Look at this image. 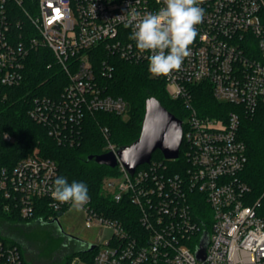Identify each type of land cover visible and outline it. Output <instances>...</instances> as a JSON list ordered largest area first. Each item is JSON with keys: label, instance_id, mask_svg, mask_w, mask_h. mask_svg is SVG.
I'll use <instances>...</instances> for the list:
<instances>
[{"label": "built area", "instance_id": "built-area-1", "mask_svg": "<svg viewBox=\"0 0 264 264\" xmlns=\"http://www.w3.org/2000/svg\"><path fill=\"white\" fill-rule=\"evenodd\" d=\"M200 6L205 15L191 55L170 76L156 77L148 71L151 53L129 39L133 29L124 27V17L131 8L155 13L163 0H0V87H21L31 54L40 49L53 58L47 69L56 65L67 78L61 93L33 96L28 111L58 144H75L88 115L129 113V104L108 92L117 60L144 66L185 111L182 157L167 160L178 162L179 171L153 161L131 173L118 159V175L104 179L101 195L129 209L113 217L90 199L80 210L86 228L109 235L94 245L93 264H264L263 205L261 199L248 203L251 189L242 173L249 157L239 114L202 115L193 97L194 88L207 86L218 102L249 115L264 105V0H203ZM102 132L107 152L117 156L108 129ZM0 141L16 138L4 131ZM57 177V163L39 149L2 168L5 212L26 220L44 209L58 213L47 222L68 213L71 205L51 195ZM205 234L209 244L200 260ZM0 264L28 263L17 246L0 240Z\"/></svg>", "mask_w": 264, "mask_h": 264}, {"label": "trees", "instance_id": "trees-1", "mask_svg": "<svg viewBox=\"0 0 264 264\" xmlns=\"http://www.w3.org/2000/svg\"><path fill=\"white\" fill-rule=\"evenodd\" d=\"M29 62L28 77L21 87L15 89L0 87V132H10L16 138L14 143L0 141V170L4 167L13 168L19 160L39 149L41 156L57 163L59 177L66 178L69 183L77 181L87 185L90 199L97 208L104 206L107 211L113 210L114 213L111 214L113 217L121 215L122 211L129 207L124 208L106 202L101 195L104 179L107 176L118 175V169L101 166L95 160H89L90 156L95 157L107 152V140L102 132L103 128L108 129L109 141L118 150L132 145L139 139L148 99L156 98L164 108L180 120L185 117L182 103L172 100L165 92L164 83L151 78L144 66L117 60L114 76L108 82V92L129 104V119L124 121L120 116L104 112L88 115L83 121L82 133L78 141L73 145H60L49 136L46 128L30 119L28 111L33 96L61 93L67 84V78L56 65L53 69H47L49 63H53L49 50L40 49L33 52ZM193 97L195 107L202 115L227 119L231 113L239 114V135L247 145L249 157L242 179L251 189L248 203L261 199L263 205L261 214L264 215V105L259 106L254 115H249L238 106L218 102L211 88L207 86L194 88ZM182 153L183 146L180 147V158ZM153 161L166 162L171 171H179V163L167 161L160 151L152 155L150 162ZM4 205L5 200L0 193V223L4 224L0 228V240L17 246L28 264H36L34 259L32 262L27 260V246L33 242L23 232L29 231L32 225H27L35 221L46 223L51 215L56 219L58 213L53 214L44 209L35 218L26 220L16 213L5 212ZM48 222L54 223L56 220ZM8 224L15 226L7 229L5 227ZM19 232L23 235L21 236ZM96 251L89 248L76 250L70 253L65 264H71L74 260L93 264ZM40 263L56 264V261L51 257H44Z\"/></svg>", "mask_w": 264, "mask_h": 264}, {"label": "clouds", "instance_id": "clouds-1", "mask_svg": "<svg viewBox=\"0 0 264 264\" xmlns=\"http://www.w3.org/2000/svg\"><path fill=\"white\" fill-rule=\"evenodd\" d=\"M203 0H163L164 7L157 12H141L135 8L127 11L124 27L133 29L130 40L140 52L148 56V71L156 77H168L182 67L185 58L191 55L205 10ZM54 200L68 203L80 211L90 201L88 187L83 182L69 183L57 177L51 192Z\"/></svg>", "mask_w": 264, "mask_h": 264}, {"label": "water", "instance_id": "water-1", "mask_svg": "<svg viewBox=\"0 0 264 264\" xmlns=\"http://www.w3.org/2000/svg\"><path fill=\"white\" fill-rule=\"evenodd\" d=\"M182 140V120L171 114L156 98H150L146 101L142 132L139 139L130 146L118 149V157L113 152H106L99 156H90L89 160H95L97 164L112 169L118 166L120 160L133 173L137 167L150 163L152 155L157 151H160L166 160L177 159ZM208 244V235L205 234L196 252L198 259L205 260ZM94 247V245L85 244L78 251L85 248L93 250Z\"/></svg>", "mask_w": 264, "mask_h": 264}, {"label": "rangeland", "instance_id": "rangeland-1", "mask_svg": "<svg viewBox=\"0 0 264 264\" xmlns=\"http://www.w3.org/2000/svg\"><path fill=\"white\" fill-rule=\"evenodd\" d=\"M165 92L169 96L166 87ZM122 119L127 121L129 113ZM120 179L118 176L115 178L117 181ZM2 225L4 224L0 223V228L3 227ZM30 225H32V228L29 231L23 232L33 242H30L27 246L29 256H27V260L32 262L34 259V261L36 260V264H39L40 260L43 261L44 257H51V259L56 261V264H65L67 258L71 255L70 253L81 249L82 245H97L109 236L106 231L86 228L81 211L74 209L58 217L57 222L41 223L35 221L27 226ZM14 226L8 224L5 228L8 229ZM19 234L23 235L22 232H19ZM47 260L51 262L50 259ZM71 264H79V262L78 260H74ZM80 264L84 263L81 262Z\"/></svg>", "mask_w": 264, "mask_h": 264}]
</instances>
